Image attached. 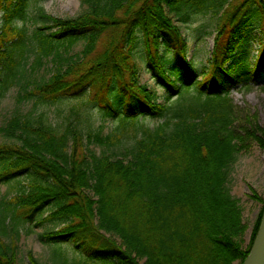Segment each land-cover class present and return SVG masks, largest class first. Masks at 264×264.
Wrapping results in <instances>:
<instances>
[{
  "label": "trees",
  "instance_id": "1",
  "mask_svg": "<svg viewBox=\"0 0 264 264\" xmlns=\"http://www.w3.org/2000/svg\"><path fill=\"white\" fill-rule=\"evenodd\" d=\"M30 2L0 0L1 95L16 84L19 102L93 95L101 113L130 125L134 138L124 144L118 130L103 135V125L55 126L45 113L14 115L1 126L10 141L0 142V182L28 181L0 203V264H19L18 225L48 209L38 223L59 225L41 234L54 246L55 264H242L264 199L254 192L262 208L245 246L248 224L231 170L254 145L264 151V127L232 90L264 73V0H82L85 9L70 18L39 8L42 23L32 31L17 23ZM197 15L214 21L201 66L183 31ZM253 30L259 48L245 66L237 55ZM79 41L82 50L72 53ZM49 62L48 77L26 79L27 68ZM142 70L154 86L141 82ZM93 141L118 152L99 153Z\"/></svg>",
  "mask_w": 264,
  "mask_h": 264
},
{
  "label": "rangeland",
  "instance_id": "2",
  "mask_svg": "<svg viewBox=\"0 0 264 264\" xmlns=\"http://www.w3.org/2000/svg\"><path fill=\"white\" fill-rule=\"evenodd\" d=\"M43 7L48 14L53 17L70 18L79 15L85 6L82 4V0H31L30 6L26 13V19L17 20L20 26L28 27L30 31L42 21L38 17L39 8ZM214 21L211 15H197L195 20L187 26L183 27V31L189 39L191 46V53L195 55V63L197 66H201L205 63L206 58L213 46L214 35H208V32L212 30ZM247 41L243 43L238 51L237 58L245 66H249L254 62V56L257 54L259 48L258 31L253 30L246 34ZM84 45L83 41H79L72 49V53L82 50ZM242 57V58H241ZM237 59V61H238ZM34 56L29 58V65L33 62ZM28 65V66H29ZM52 64L46 63L41 68L31 71L30 68L26 70L27 80H39L48 77L51 73ZM23 80V82L26 81ZM141 82L155 84L151 74L142 70ZM22 82V81H21ZM23 84V83H22ZM159 94H162L161 88H156ZM20 91H23L19 84L11 86L4 94L0 93V127L4 126L8 120L18 114L31 115L37 118L42 113H45L55 126L59 124H66L68 120L72 121L74 125H91L94 129H97L100 125H103V135L118 130L121 135V140L124 144L132 142L134 131L130 125H127L124 129L121 125V120L118 118H108L101 113V107L98 102L91 100L88 94H84L81 97H66L64 100L57 103H37L35 99L18 101V95ZM194 96L191 91L185 97L186 101H190ZM232 97L236 104L243 108H249L252 112L258 114L260 124L264 127V73L260 74L256 81L251 83L247 87L238 86L232 90ZM165 99L160 97L159 102H164ZM80 113L81 120H77L78 113ZM146 124H155L156 120L147 118L143 120ZM81 122V124H80ZM139 135V132L137 133ZM10 141L4 133L0 132V142ZM99 153L105 152L106 154L115 157V152H118L117 147H107L93 141L92 145ZM19 177H13L9 181L0 182V203L8 201L10 198L19 191L21 183H25L28 180L21 179V183L18 182ZM230 188L232 194L240 200V203L244 209L245 221L248 224V229L244 237L245 246L249 243L252 231L255 226L258 214L262 208V203L253 197L256 192L259 197L264 199V151L254 145L249 152H243L239 154L237 161L233 164L231 170ZM49 210V209H48ZM45 210L43 213L38 211L31 219H27L20 223L17 227L18 234L16 238V253L19 264H32L29 253L31 252L36 258L39 264H55L52 260V252L54 246L52 244L45 243L41 239V234L46 231L56 229L59 225L53 223H38V220L48 213ZM20 212H25L21 210ZM27 212V211H26ZM7 224L13 226V215L9 214ZM5 240L10 241V236L4 237ZM70 255L74 252L69 250ZM234 264H240L235 262Z\"/></svg>",
  "mask_w": 264,
  "mask_h": 264
},
{
  "label": "water",
  "instance_id": "3",
  "mask_svg": "<svg viewBox=\"0 0 264 264\" xmlns=\"http://www.w3.org/2000/svg\"><path fill=\"white\" fill-rule=\"evenodd\" d=\"M242 264H264V210L253 245Z\"/></svg>",
  "mask_w": 264,
  "mask_h": 264
}]
</instances>
